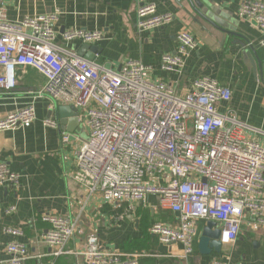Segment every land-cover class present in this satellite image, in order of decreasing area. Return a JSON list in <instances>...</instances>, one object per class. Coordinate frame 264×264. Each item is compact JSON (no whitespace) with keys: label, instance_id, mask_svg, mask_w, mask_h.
<instances>
[{"label":"built area","instance_id":"2783aa9c","mask_svg":"<svg viewBox=\"0 0 264 264\" xmlns=\"http://www.w3.org/2000/svg\"><path fill=\"white\" fill-rule=\"evenodd\" d=\"M238 14L264 35V1H244ZM137 15L140 33L175 19L159 14L151 3L140 5ZM58 18L56 12L11 21L0 0V91L13 93L19 72L34 69L45 78L34 99L49 98L80 112L89 137L77 153L75 179L88 194L125 207L116 221L156 196L161 209L175 214L176 223H156L151 233L162 244L182 245L184 259L194 252L198 222H215L223 247L236 244L247 218L264 226V141L250 136L264 132L241 122L230 109L219 110L231 101V89L205 77L194 81L190 92L178 94L167 82L148 80L149 68L138 60L128 59L118 70L97 63L99 54L87 60L68 45L96 44L104 40L103 33L71 29L60 35ZM177 41L176 52L162 56L161 68L182 76L200 42L187 30L179 32ZM36 119L30 104L0 120V132L28 128ZM43 123L59 126L52 117ZM70 136L63 133L62 143L68 144ZM21 184L19 174L0 164V189ZM14 211L11 207L7 213ZM42 221L48 225L42 240L56 258L74 254L82 255L84 264H139L147 256L107 249L95 234L88 236L84 252H74L68 245L83 233L78 220L46 214ZM6 232L21 235L15 229ZM7 253L0 264H24L30 257L19 242L10 243Z\"/></svg>","mask_w":264,"mask_h":264},{"label":"crops","instance_id":"0c3cea01","mask_svg":"<svg viewBox=\"0 0 264 264\" xmlns=\"http://www.w3.org/2000/svg\"><path fill=\"white\" fill-rule=\"evenodd\" d=\"M186 1L5 0V8L11 21L58 12L55 29L60 35L71 29L101 31V42H74L67 48L79 53L89 45L86 56L95 60L99 54L97 63L114 70L128 59L138 60L148 66V80L167 82L178 94L190 92L198 79H215L232 91L231 101L219 110L225 113L230 109L241 122L264 132V76L258 71L254 73L259 62L264 64V35L253 22L239 17V8L247 0ZM149 3L157 6L159 14L170 13L175 19L165 27L140 33L137 11L140 5ZM182 30L193 34L200 45L187 58L184 73L179 76L164 71L161 59L164 54L176 52L177 36ZM59 43L62 44L61 39ZM44 83L40 73L27 69L19 72L13 93L0 91V120L30 104L37 112L32 126L0 132V164H7L22 177L18 189L10 185L0 189V260L8 258L10 243L19 242L29 251L30 257L24 264H84L82 255L56 258L42 240L48 230L42 217L56 214L78 220L83 233L68 245L77 253L86 250L88 236L95 234L107 249L146 254L139 264H264V226L253 224L249 218L234 246L208 254L199 249L208 222H198L194 252L186 259L182 258V245L162 244L151 233L156 223H176L175 214L161 209L156 196L147 197L123 221H116L125 207L105 204L98 195L90 196L75 179L77 153L88 140L89 129L80 123L74 132H69L70 142L63 144L62 135L68 132L59 126H44L43 121L56 105L49 98L34 99L33 92ZM55 117L53 113L52 118ZM81 125L87 130L86 140L82 133L77 134ZM250 136L264 141L262 135L250 132ZM11 207L15 211L9 214ZM8 229L19 230L21 235L8 234Z\"/></svg>","mask_w":264,"mask_h":264},{"label":"water","instance_id":"95a60500","mask_svg":"<svg viewBox=\"0 0 264 264\" xmlns=\"http://www.w3.org/2000/svg\"><path fill=\"white\" fill-rule=\"evenodd\" d=\"M184 1V0H179ZM188 1V2H187ZM187 3L191 2H197L196 0H187ZM200 4V3H199ZM91 46L85 45L81 49V51L78 53L81 57L93 61L94 58L90 56H86V51ZM255 69V72L258 71L259 74L264 76V64L262 62H259V68ZM53 113L55 114V118L58 121L59 127L63 128L66 132H74L80 125L79 116L80 112L72 107V106H66V105H59L56 104L54 110L50 112L49 118L52 117ZM221 231L217 228V224L215 222H208L206 228L203 231V234L200 238L199 242V249L202 254H208L211 253L213 250L220 252L223 248V245L220 241Z\"/></svg>","mask_w":264,"mask_h":264},{"label":"rangeland","instance_id":"374dc122","mask_svg":"<svg viewBox=\"0 0 264 264\" xmlns=\"http://www.w3.org/2000/svg\"><path fill=\"white\" fill-rule=\"evenodd\" d=\"M85 130L86 129L83 127V125H81L80 128L78 129V132H77V134H79V133H82L83 134L82 139H84V140H86V137H87V132H86L87 130L86 131ZM88 137H89V135H88ZM104 203L107 204L106 202H104Z\"/></svg>","mask_w":264,"mask_h":264}]
</instances>
